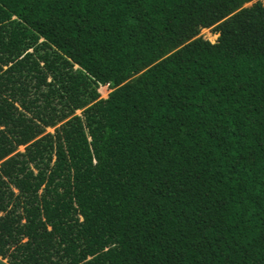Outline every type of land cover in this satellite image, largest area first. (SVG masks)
<instances>
[{"label": "trees", "instance_id": "16d2710c", "mask_svg": "<svg viewBox=\"0 0 264 264\" xmlns=\"http://www.w3.org/2000/svg\"><path fill=\"white\" fill-rule=\"evenodd\" d=\"M249 1L0 0L115 85L94 146L123 175L108 264H264V2ZM213 25L216 42L194 37Z\"/></svg>", "mask_w": 264, "mask_h": 264}, {"label": "rangeland", "instance_id": "374dc122", "mask_svg": "<svg viewBox=\"0 0 264 264\" xmlns=\"http://www.w3.org/2000/svg\"><path fill=\"white\" fill-rule=\"evenodd\" d=\"M200 36L216 42L219 32L216 25L195 27L194 37ZM113 89V83L96 84L0 10V245L5 252L15 250L34 264L109 263L122 225L107 199L123 175L119 166L98 161L94 146L109 123L106 100Z\"/></svg>", "mask_w": 264, "mask_h": 264}, {"label": "crops", "instance_id": "0c3cea01", "mask_svg": "<svg viewBox=\"0 0 264 264\" xmlns=\"http://www.w3.org/2000/svg\"><path fill=\"white\" fill-rule=\"evenodd\" d=\"M0 264H34L30 259L11 250L8 253L0 251Z\"/></svg>", "mask_w": 264, "mask_h": 264}]
</instances>
